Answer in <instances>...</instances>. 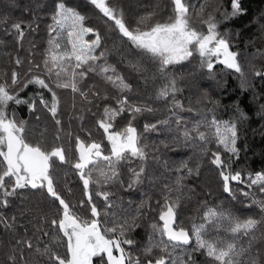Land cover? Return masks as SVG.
<instances>
[{
	"label": "snow or ice",
	"instance_id": "snow-or-ice-1",
	"mask_svg": "<svg viewBox=\"0 0 264 264\" xmlns=\"http://www.w3.org/2000/svg\"><path fill=\"white\" fill-rule=\"evenodd\" d=\"M84 3L105 32L70 0H31L23 7L29 19L13 18L18 0L0 5V47L8 43L3 37L15 44V54H3L10 72L0 68V264H264V170L234 169L247 151L241 141L248 114L235 103L233 117L220 119V99L197 83L206 74L224 88L218 67L235 75L264 118V93L253 83L264 81V64L256 65L264 61V25L259 40L248 41L262 46L245 64L238 40L221 31L224 22L246 15L242 0H230L229 7L224 0H152L131 23L120 0ZM42 24L46 39L37 63L34 39L27 56L19 53ZM113 35L109 47L105 41ZM112 55L117 63L110 62ZM197 57L192 70L177 71ZM118 64L152 89L153 103L132 98L133 85ZM92 77L98 82L88 83ZM29 87L34 90L22 95ZM60 91L70 92L69 120L79 122L83 135L65 130ZM21 106L37 121L47 114L55 125L50 138L47 127L30 138L36 130L18 116ZM162 111L163 119L145 122L140 131L141 118ZM86 114L94 119L89 128L83 126ZM161 131L169 137L150 142L145 135ZM181 147L192 155L166 158ZM205 160L226 199L210 203L211 187L200 199L196 184L188 183L201 177ZM70 175L82 185V199H72ZM121 191L129 195L126 204ZM228 200L258 213L241 215ZM189 205L185 226L179 213ZM153 214L147 240L138 247L134 234Z\"/></svg>",
	"mask_w": 264,
	"mask_h": 264
},
{
	"label": "trees",
	"instance_id": "trees-1",
	"mask_svg": "<svg viewBox=\"0 0 264 264\" xmlns=\"http://www.w3.org/2000/svg\"><path fill=\"white\" fill-rule=\"evenodd\" d=\"M20 4L19 9H12L11 13L13 18H21L29 19L28 14L23 12V7L31 2V0H18ZM152 0H120V3L123 5L126 16L129 20V22H134V18L136 15L140 14L144 9L145 6L150 4ZM165 3H167V0H164ZM195 2V0H193ZM70 3H77L79 4L80 10L89 16L88 23L90 25L96 26L100 28L102 32H105L106 29L100 19L97 18V16L93 13L90 6H87L84 3V0H70ZM3 4V0H0V5ZM225 7L230 6V0H224ZM242 6L247 10L246 15L230 22H224L221 25V31H230L233 34V39L238 40L237 49L241 52V61L243 63H247V58L250 56L252 52L255 51L257 47H261L262 45L257 42L255 46L248 44V41L250 39H256L259 40L260 32L259 28L260 25H264V0H242ZM237 31L241 32V35L239 37H236L235 33ZM0 36H2V33H0ZM8 41L6 48L0 47V68H3L10 72L12 65L8 62V57L4 56V52H10L15 54V44L11 40V38L3 37ZM35 40V43L37 45L36 49V55L35 60L37 63L40 62L41 54L44 49V41L46 39V32L44 25H41V30L38 34H36L34 37L29 36L25 42H24V51H21L19 54L21 56H27V49L29 47V40ZM116 39L115 35L111 37V39H106V44L111 47L113 44V41ZM246 44L248 46L246 47ZM110 62L117 63V57L115 55H112L109 57ZM198 62V57L196 59H193V61L188 64L186 63L183 67H178L177 71H183L187 73L188 71L192 70L194 65ZM261 64H264V61L257 60L256 65L257 67H260ZM120 70L124 73L125 76L128 77L129 82L133 85V94L132 98H142L143 100L153 103L151 98L152 89L150 87H145L133 74H130L127 69H125L122 65H117ZM218 80L221 81V83H225L224 88H217V82L215 80H209L207 79L206 74L203 75L200 79H198L197 83L201 85L204 88L209 89L212 91L213 95L220 99L221 101V107L217 110L215 115L219 117L220 119H230L233 117V104L239 103L240 107L243 108L247 114H248V121L242 125L243 128V139L241 141V147L243 148L245 145H247V151H242L240 160L235 164L234 169H240L244 168L247 171H258V170H264V137H262L261 133L264 132V118H261V116L258 114V106L253 103L252 101V91L249 92H242L239 87V80L235 75L227 74L221 71V68H217ZM200 76V74H197ZM98 82L97 78L92 77L90 80H88V83ZM254 83V90L258 93H264V81H261L259 79H256L253 81ZM34 89L32 87H29L25 90L22 95L26 96L29 92H32ZM193 92H195V89H193ZM115 94V93H113ZM189 95L188 91L186 90L185 93L180 97L181 99L184 98V96ZM60 96L62 98L63 104H62V111H61V117L63 119L64 128L65 130H68L69 127H71V130L76 133H80L83 135V133L80 132V124L76 119L69 120V114L71 113V94L67 91H60ZM107 103L114 104V101H107ZM103 104H101V107ZM155 107L163 109L164 105L163 102H155ZM15 107V106H13ZM95 110V109H94ZM17 114L22 119H27L29 121L30 128H34L36 131L30 132L29 136L32 138L33 135H38L39 131L43 130L45 127L48 129L49 138L51 137V133L54 131L55 125L52 123L50 118L47 116V114L41 113V119L37 121L35 119V116L30 115L27 112V109L25 106L18 107L16 109ZM167 115L166 112H160L157 116H145L141 118L137 123L138 127L141 132H143V124L148 121H155L156 119H163L164 116ZM186 118H190V114L185 113L184 114ZM127 120V115H125L123 118H119L117 121V127H122ZM94 123V119L91 117V115L86 114V119L84 121L83 126L85 128H89ZM147 136V139L151 141H158L160 139H165L169 137V133L167 131H161L160 134L157 133H150L145 134ZM94 136L96 139H100L101 135L94 133ZM214 147V145H213ZM192 155L191 149H185L181 147L176 152H168L166 154V158L173 160V161H179L180 159H186L189 156ZM149 171L151 172L152 169L150 168ZM70 185L73 188L74 196L72 199L79 200L83 198L82 195V185H80L78 178L74 175L69 176ZM189 184L195 183L198 191L201 192L200 199H204L203 196V190L206 187H211L213 191V196L209 198V202L211 203L214 200H221L226 199L225 194H223L217 187V182L215 179V172L213 171L212 166L205 160L204 167L202 168V174L201 177L198 179V181H189ZM61 190H63V185H60ZM234 187H236L234 185ZM119 197H123L125 204L127 203V200L129 199V195L127 193H124L123 191L118 192L117 194ZM133 200L138 201L139 195L138 194H132L131 197ZM243 199V198H241ZM102 205V202H100ZM227 203L231 204L234 210H237L241 215H252L257 214L258 209L255 207H252L250 209H244L242 207V204L236 203L234 201L228 200ZM192 208L193 205H189L185 208H182L179 213V220L182 222L185 226H189L190 221L189 217L192 215ZM12 209H9V212H11ZM155 214L151 215L146 219L143 223L141 228H139L136 233L134 234L135 238L138 241V247H142L143 244L147 240L148 233L150 231L149 225L153 221ZM2 258V257H0ZM198 259H203V257H198Z\"/></svg>",
	"mask_w": 264,
	"mask_h": 264
}]
</instances>
